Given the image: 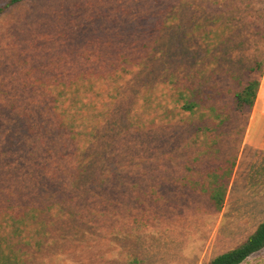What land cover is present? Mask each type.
I'll return each instance as SVG.
<instances>
[{
	"label": "rangeland",
	"instance_id": "rangeland-1",
	"mask_svg": "<svg viewBox=\"0 0 264 264\" xmlns=\"http://www.w3.org/2000/svg\"><path fill=\"white\" fill-rule=\"evenodd\" d=\"M263 222L264 0H0V264H209Z\"/></svg>",
	"mask_w": 264,
	"mask_h": 264
},
{
	"label": "trees",
	"instance_id": "trees-1",
	"mask_svg": "<svg viewBox=\"0 0 264 264\" xmlns=\"http://www.w3.org/2000/svg\"><path fill=\"white\" fill-rule=\"evenodd\" d=\"M23 0H12V3H17ZM262 71V70H261ZM260 75H262L260 73ZM260 79L250 80L242 92L237 95L238 103L240 106H249L253 107L259 88H260ZM73 92L70 90H62L58 93L55 98L56 107L60 110L61 115L63 116L62 124L67 127L71 136L80 143V145H85L87 143V138H79L81 131L77 125L76 115L78 112L75 110V106L72 104ZM68 102V103H67ZM195 104H186L185 107L188 109H193ZM75 116V117H74ZM86 128V127H85ZM216 202L218 208L222 206V201L224 196L222 194V189L213 194L212 197ZM264 248V222L261 223L258 228L253 232L248 238L238 245L236 248H233L225 253H222L212 259L209 264H241L248 257L254 253L260 251Z\"/></svg>",
	"mask_w": 264,
	"mask_h": 264
}]
</instances>
